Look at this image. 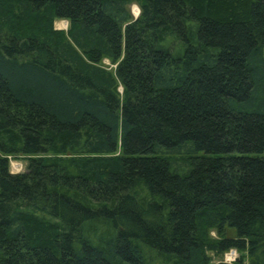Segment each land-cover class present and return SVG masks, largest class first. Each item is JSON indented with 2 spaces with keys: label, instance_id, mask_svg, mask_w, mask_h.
Returning a JSON list of instances; mask_svg holds the SVG:
<instances>
[{
  "label": "trees",
  "instance_id": "1",
  "mask_svg": "<svg viewBox=\"0 0 264 264\" xmlns=\"http://www.w3.org/2000/svg\"><path fill=\"white\" fill-rule=\"evenodd\" d=\"M230 249L264 264V0H0V264Z\"/></svg>",
  "mask_w": 264,
  "mask_h": 264
},
{
  "label": "rangeland",
  "instance_id": "2",
  "mask_svg": "<svg viewBox=\"0 0 264 264\" xmlns=\"http://www.w3.org/2000/svg\"><path fill=\"white\" fill-rule=\"evenodd\" d=\"M128 11L130 13V16L132 18L136 17L139 13V7L135 4V3H130L127 5ZM137 10V15H133L131 11ZM52 26L54 29H59V30H65L66 26H67V20L66 19H55L52 23ZM101 66H103L104 68L108 69V70H112L114 67V64H111L107 59H102ZM118 92L121 94V88L120 86L117 87ZM186 146H191V142L188 141L185 144L177 147L176 150H171L169 151V153H167L169 156H173L175 157V159H183V160H188V158L190 156L193 155H197L200 154V151H191L189 150L190 147H186ZM118 153V151L116 152V154ZM8 160H9V171L12 173H19V172H23L25 171L26 168V159L23 156H8ZM211 236L215 237V233L213 231H210L209 233ZM210 260L208 262V264H218V263H228V264H239L237 262V260L240 258V256H242V263L240 264H245L246 263V259H245V255L242 253L237 252L236 250L230 249L226 252H224L223 254L220 255H213L211 253H208Z\"/></svg>",
  "mask_w": 264,
  "mask_h": 264
},
{
  "label": "crops",
  "instance_id": "3",
  "mask_svg": "<svg viewBox=\"0 0 264 264\" xmlns=\"http://www.w3.org/2000/svg\"><path fill=\"white\" fill-rule=\"evenodd\" d=\"M67 27H68V21H67V26H66V29H67ZM66 29H65V30H66Z\"/></svg>",
  "mask_w": 264,
  "mask_h": 264
},
{
  "label": "water",
  "instance_id": "4",
  "mask_svg": "<svg viewBox=\"0 0 264 264\" xmlns=\"http://www.w3.org/2000/svg\"><path fill=\"white\" fill-rule=\"evenodd\" d=\"M134 18H135V17H134ZM134 18H133V19H134Z\"/></svg>",
  "mask_w": 264,
  "mask_h": 264
}]
</instances>
